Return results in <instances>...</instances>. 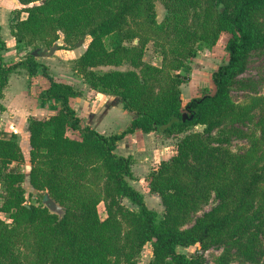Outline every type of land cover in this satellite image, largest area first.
<instances>
[{
  "label": "trees",
  "instance_id": "16d2710c",
  "mask_svg": "<svg viewBox=\"0 0 264 264\" xmlns=\"http://www.w3.org/2000/svg\"><path fill=\"white\" fill-rule=\"evenodd\" d=\"M18 1V13L26 17L11 24L17 46L51 47L62 35L69 49L89 37L72 70L91 89L118 97L133 118L109 135L82 124L70 100L83 92L56 81L33 50L6 64L0 33V100L11 73L26 69L31 78L40 68L49 81L40 96L60 102L48 117L28 118V180L65 210L59 217L42 201L28 203L25 172L9 171L11 163H24L22 148L14 134L4 139L0 132V212L11 219H0V264H138L147 244L152 249L148 264H205L202 255L189 257L177 247L200 244L205 249L229 242L234 252L223 251L216 264H230L234 258L256 264L264 256V96L255 94L236 104L230 92L233 87L252 89L239 76L246 54L264 48V0ZM156 1L165 10L160 22ZM223 32L231 35L229 59L212 75L215 93L184 106L181 86L187 77L180 69L202 45H215ZM151 40L161 66L144 60ZM123 65L129 68H119ZM4 109L0 102V112ZM254 110L259 136L252 137L247 152L237 154L213 135L219 121L243 122ZM192 127L199 131H190ZM70 129L79 137L69 136ZM136 131L183 135L174 154L146 177L149 191L160 198L161 216L130 183L135 158L116 153L118 143ZM125 199L138 209L128 207ZM212 199L215 205L205 211Z\"/></svg>",
  "mask_w": 264,
  "mask_h": 264
},
{
  "label": "rangeland",
  "instance_id": "374dc122",
  "mask_svg": "<svg viewBox=\"0 0 264 264\" xmlns=\"http://www.w3.org/2000/svg\"><path fill=\"white\" fill-rule=\"evenodd\" d=\"M155 9H156L157 21L160 22L162 21L164 14H165V10H164V7L161 1H156ZM19 10L20 9L17 8V18L18 16H21V14L18 13ZM230 37L231 35L229 33L223 32L220 34L219 40L217 41L215 45L213 46L202 45L199 51L197 52L196 56L188 60L186 63V66L180 69L179 73L187 77L186 82L181 86L182 101H183L184 106L192 98L201 97L202 95L208 94V93L210 94L215 93L216 87L212 80V75L215 71L218 70V68L221 65L228 62L229 54L226 50V44ZM89 40H90L89 37H85L83 39V42H81L80 44L78 42L77 44L79 45L76 44L72 49H74L75 47L80 48L82 46H86ZM134 42H137V41H134ZM55 43L59 46V49L54 51V53L51 55V58L57 59L58 62L56 64L58 65H56V68L57 70L62 69L63 78L69 79L70 81H72L73 79L70 76L71 73L69 72H70V68H72V65H73V59H72L73 57L72 55L64 51L66 48H65V43L63 41L62 35L59 38V40H57ZM126 44L130 45L132 44V42H126ZM19 47H24L25 55L30 50L37 49V47L40 50H46L47 54L45 56L37 57L36 59L37 60H47V61L50 60L48 59L47 56H48V53L51 47L43 43H38L36 48H34L33 46H25L23 44ZM144 60L153 65L161 66V57L159 55V52L153 40L147 43L145 54H144ZM60 62L62 63L61 65H59ZM119 68L127 69L129 68V66L123 65ZM109 69H111V67H99L97 70L104 71V70H109ZM48 70L49 72H51L50 68H48ZM77 76L79 78L76 79V83H73V86L80 89L82 92L84 90V89L82 90V88H85V91L88 94L86 96V99L97 100V99L102 98L100 107L108 111V116H109L108 118L107 117L104 118L103 115L105 112L101 111L100 118L102 120V125L104 127H108L110 125H113L116 127L121 126L122 128L125 127L124 123H125V120L128 114L124 113V109L122 107V103L119 100V98L112 96L110 94L100 93V92H97L91 89L87 85V83H85V81L80 75H77ZM239 79L240 81L250 86L252 89H240L238 87H233L230 92V95L234 103L245 104L255 94L264 96V48H256L246 54L245 68L243 72L241 73V75L239 76ZM27 83L29 84V82ZM80 86L82 88H80ZM20 88L21 86L18 83L15 86V95L17 94V98L15 97V101L17 103L16 102L11 103V105H13L16 108L19 104L18 96L20 93L19 92ZM257 120H258V111L254 110L250 114V116H248L243 122H232L230 120L219 121L217 125H215V127L213 128L212 133L215 137H220L221 139H223L226 142V144L235 153L243 154L247 152L248 149L250 148L252 137L259 136ZM190 131H199V127H192ZM67 134L71 137L73 136L79 137L78 131H75V130L70 129L67 131ZM182 136L183 135L181 134L179 136H174L173 138L177 137L179 140V137H182ZM158 163L152 165V167L149 168V171L147 174L141 175V177H138L136 179L135 186L138 188L139 191H141L144 194L145 202L147 206L151 209L155 208V210H157V212L161 216L163 214V206L161 202H159L160 198L157 194L154 195L153 193L149 191L148 181L146 180L147 175L152 170H154V168L158 166ZM29 168H30V162H29L28 168L20 167L17 164L9 165V170L12 172L18 171V169H21L23 172H25L26 174L25 188H26V197H27L28 203L38 205L39 202L41 201L43 202L44 200V192L33 189L31 185L29 184L28 175H27ZM2 180H3V174L0 173V183L2 182ZM2 194H3V190L0 187V204H2V199H1ZM124 203L132 209H138L137 206L133 205L127 199L124 200ZM215 203H216V200L212 199L210 204L204 208L205 211L210 210L211 207L215 205ZM158 204H160V206H158ZM98 209H99V214L101 218H104L105 211H104L103 203L99 204ZM200 214H202V212H200L199 215ZM0 219L5 221V220H9V217L6 213L0 212ZM263 244H264V240H263ZM225 250L234 252L235 250L234 243L229 242L225 245L213 244V245L208 246L205 249H203L200 244H196V245L189 246V247H184V246L177 247L178 252L184 253L185 255L189 257H194L197 254L202 255L204 258L205 264H216V258L220 256ZM151 258H152L151 245L147 244L144 246L141 252V255L138 259V264H148ZM230 264H250V263H245L237 258H234ZM256 264H264V256L261 257Z\"/></svg>",
  "mask_w": 264,
  "mask_h": 264
},
{
  "label": "crops",
  "instance_id": "0c3cea01",
  "mask_svg": "<svg viewBox=\"0 0 264 264\" xmlns=\"http://www.w3.org/2000/svg\"><path fill=\"white\" fill-rule=\"evenodd\" d=\"M17 8H21V4L18 0H0V33L3 41L5 42V48L2 51V54L6 64L16 62L25 56L24 47L17 46V42L11 33V24L15 23L17 20ZM21 17L25 18L26 13L22 12ZM86 46H82L80 48L75 47L74 49L69 48L65 49L64 51L72 55V59L74 60L84 52ZM47 57L50 59L49 61H38L51 69V72L49 73L56 81H69L68 83L72 84L76 83V79L79 77L75 75L72 68H70L69 73H71L70 76L73 80L70 81L69 79L63 78L62 69L57 70V59L51 58L49 55ZM61 64L62 63L60 62L59 65ZM27 82H29V84ZM18 83L20 84L21 88L18 96L19 104L16 108L11 105V103L16 102L15 97L17 98V94L15 95V86ZM48 86L49 81L42 75L40 68L37 74L31 78L29 77L26 69H19L18 71L9 75L8 85L4 90V97L0 100L5 108L2 112H0V132L1 137L4 139L11 138L13 134L16 136V140L22 148L25 159L23 164L13 162L11 165L17 164L20 167H29L30 144L28 118L48 117L49 115L55 113L60 107V102L58 100H51L40 96V94L45 89H47ZM80 88L82 87L80 86ZM82 90V97H76L70 100V104L77 111L78 116L81 118L82 124H89L100 133L109 135L111 133H115V131H122L132 120L133 114L124 110V113L128 114L124 123L125 127L122 128L121 126L116 127L113 125L104 127L100 118L101 111L105 113L107 112L106 114L104 113V118H108L109 116L108 111L100 107L102 98L97 100H88L86 99L88 94L86 93L85 88H82ZM73 137L77 138V136ZM173 137L174 136L167 137L159 132L143 133L141 131H136L133 134L127 135L118 143L116 153L124 156L132 155L135 158V163L132 165V171L135 179L130 180V183L133 187L138 189L135 186L136 179L141 177V175L147 174L149 168L152 167V165L160 162L161 160L167 159L172 154H174L176 146L175 144L178 138ZM18 171L22 170L18 169ZM158 206H160V204H158Z\"/></svg>",
  "mask_w": 264,
  "mask_h": 264
},
{
  "label": "water",
  "instance_id": "95a60500",
  "mask_svg": "<svg viewBox=\"0 0 264 264\" xmlns=\"http://www.w3.org/2000/svg\"><path fill=\"white\" fill-rule=\"evenodd\" d=\"M83 42V39L79 41V44ZM77 44V45H79ZM59 49V46L55 43L51 46L50 51L48 53L49 56H51L55 50ZM46 50H40V49H35L32 51V55L35 57H41V56H45L47 53ZM187 118V114L183 113V120H185ZM43 204L53 213H56L59 215V217H62L65 213V210L62 206H60L50 195L49 193H45L44 194V200H43Z\"/></svg>",
  "mask_w": 264,
  "mask_h": 264
},
{
  "label": "built area",
  "instance_id": "2783aa9c",
  "mask_svg": "<svg viewBox=\"0 0 264 264\" xmlns=\"http://www.w3.org/2000/svg\"><path fill=\"white\" fill-rule=\"evenodd\" d=\"M6 222L10 223L11 222V219L9 218V220H5Z\"/></svg>",
  "mask_w": 264,
  "mask_h": 264
}]
</instances>
